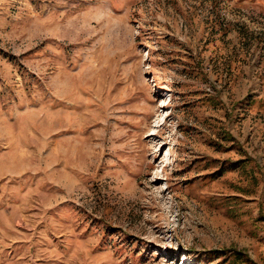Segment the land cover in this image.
Segmentation results:
<instances>
[{"label":"rangeland","instance_id":"rangeland-1","mask_svg":"<svg viewBox=\"0 0 264 264\" xmlns=\"http://www.w3.org/2000/svg\"><path fill=\"white\" fill-rule=\"evenodd\" d=\"M0 264H264V0H0Z\"/></svg>","mask_w":264,"mask_h":264},{"label":"bare ground","instance_id":"bare-ground-1","mask_svg":"<svg viewBox=\"0 0 264 264\" xmlns=\"http://www.w3.org/2000/svg\"><path fill=\"white\" fill-rule=\"evenodd\" d=\"M162 88H164V87H162ZM163 91V90H162Z\"/></svg>","mask_w":264,"mask_h":264}]
</instances>
